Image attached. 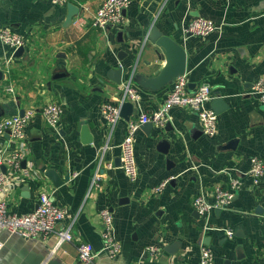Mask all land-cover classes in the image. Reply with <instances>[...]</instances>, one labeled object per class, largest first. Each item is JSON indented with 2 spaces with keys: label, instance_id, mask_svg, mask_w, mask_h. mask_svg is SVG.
Segmentation results:
<instances>
[{
  "label": "crops",
  "instance_id": "1",
  "mask_svg": "<svg viewBox=\"0 0 264 264\" xmlns=\"http://www.w3.org/2000/svg\"><path fill=\"white\" fill-rule=\"evenodd\" d=\"M102 2L0 0V29L9 27L26 39L20 56L10 55L0 41V111L8 116L34 110L26 126L24 180L8 194L9 207L33 211L39 193L52 191L67 210L62 225L72 224L74 237L58 243L54 235L44 239L1 232L0 264H81L79 242H90L97 251L103 246L104 208L113 213L122 249L115 258L101 252L93 264H133L145 258L150 243L162 251L153 260L147 257V264H200L203 242L212 248L214 264H264V177L254 184L248 173L251 157L264 161V103L250 93L264 77V0H131L123 22L104 30L90 25ZM69 3L79 7L72 22L67 21ZM199 16L221 28L206 36L186 32ZM153 26L186 49L190 89L208 83L213 98L207 105L221 93L229 106L218 113L213 136L204 132L195 111L177 105L164 127L154 125L150 132L140 127L135 135L139 176L131 181L121 165L129 121L122 118L111 130L101 107L121 102L122 85L131 75L143 110L152 112L166 99L173 83L160 89L140 83L166 63L158 65L151 45L146 46ZM119 67L122 83L109 77ZM51 101L64 106L59 130L41 112ZM141 108L136 104L131 119ZM85 125L93 137L90 143ZM162 139L170 143L167 153L159 147ZM17 146L9 134L0 137V149ZM51 168L62 184L46 175ZM235 177L243 184L234 189L232 204L200 215L195 197L217 185L229 189ZM168 178L164 189L153 191ZM208 226L228 227L234 235ZM168 245L175 247L169 252Z\"/></svg>",
  "mask_w": 264,
  "mask_h": 264
},
{
  "label": "built area",
  "instance_id": "2",
  "mask_svg": "<svg viewBox=\"0 0 264 264\" xmlns=\"http://www.w3.org/2000/svg\"><path fill=\"white\" fill-rule=\"evenodd\" d=\"M54 4H65L68 0H51ZM131 0H103L96 13L90 21V25L100 29L109 26H116L124 20V9L130 4ZM221 28V25L214 20L205 17L193 18L186 27V32L198 36H206ZM0 41L11 49V54L22 45L25 46L26 39L19 33L14 32L9 27L0 29ZM12 57L6 59L8 64ZM190 79L187 73L176 77L173 87L166 99L159 107L152 112L143 110L140 106V94L133 84V75L122 85V97L120 103L106 102L102 105L101 111L106 123L113 130L117 123L122 119L121 106L130 100L135 106L139 105L140 112L137 118L129 120L127 133L121 143V165L131 181H137L139 169L135 155V135L142 124L152 122L157 127H164L170 119V110L175 105L187 107L195 111L200 119L204 132L210 136L218 132V114L207 104L213 98L212 88L208 83H202L196 89L189 87ZM252 95L264 103V77L258 80L250 92ZM45 120L53 128L59 130L64 114V106L58 101H51L41 109ZM34 115V110L29 109L23 115L15 114L0 117V137L9 134L11 139L18 143L14 149H0V167L6 165L7 172L0 171V233L6 232L9 235H20L29 238L47 239L54 235L58 243L73 241L72 224L64 226L62 223L67 218V210L58 205L54 199L52 191L43 190L39 193V203L37 207L27 213H18L9 207L7 196L17 186L23 178V159L26 153V126ZM108 166H112L111 163ZM248 173L252 176L254 184H258L264 177V161L255 155L251 157V167ZM101 174L96 173L97 184ZM171 178L166 179L153 191H160L166 187ZM240 178H232L231 188H223L217 185L210 192H202L195 197L194 205L200 215L207 217L215 208H228L234 198V189L242 186ZM214 197L210 201L209 197ZM103 230V246L97 251L90 242L81 241L77 244L78 260L81 264H93L101 252L107 253L111 258H115L122 249V244L116 235L113 213L104 208L100 212ZM223 229L229 236L234 235V230L225 227H210ZM5 246V241L0 239V251ZM162 248L157 243H150L145 247L144 257L134 261L133 264H147L146 258L150 260L156 258ZM200 264H214V252L206 243L200 245Z\"/></svg>",
  "mask_w": 264,
  "mask_h": 264
},
{
  "label": "water",
  "instance_id": "3",
  "mask_svg": "<svg viewBox=\"0 0 264 264\" xmlns=\"http://www.w3.org/2000/svg\"><path fill=\"white\" fill-rule=\"evenodd\" d=\"M69 14L67 17L68 22H72L73 16L79 12V7L74 3H69ZM110 27V26H109ZM121 34V33H119ZM151 45V54L156 57V62L158 65L162 64V61L165 60L160 69L157 70L154 76L151 78H146V80L141 79L140 83L151 89H160L165 86L172 84L176 77L186 73L187 71V52L184 46L170 37L169 35L164 34L157 26H153L152 29L147 34V45ZM25 52V46H20L15 51V56H20ZM61 76V74H57L55 77ZM109 77L116 83H122L123 80V67H119L118 69H112L109 73ZM193 83H189V87H193ZM228 103H226L224 97L221 93H217L216 97L213 99L211 103V107L218 114L228 108ZM135 109V104L127 100L121 106V116L125 120L129 121L131 116L133 115ZM5 109L0 111V117L5 115ZM25 110L22 109L20 111V115H23ZM143 129L146 131H152L154 128V123L147 122L141 125ZM83 134L86 135L85 141L92 142V135L88 129V126L85 125L83 127ZM169 141L167 139H162L160 141V149L164 152H168ZM2 169L4 171L7 170L6 165H2ZM46 175L50 177L56 185H60L63 183V179L59 176L55 169H49L46 172ZM70 177L69 174L66 175L65 179ZM175 245H168L166 250L169 252L172 251Z\"/></svg>",
  "mask_w": 264,
  "mask_h": 264
}]
</instances>
